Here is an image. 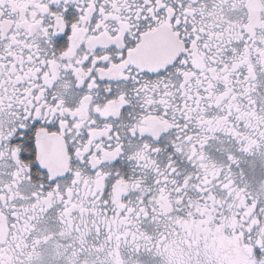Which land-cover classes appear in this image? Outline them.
I'll use <instances>...</instances> for the list:
<instances>
[{"label":"snow or ice","instance_id":"obj_1","mask_svg":"<svg viewBox=\"0 0 264 264\" xmlns=\"http://www.w3.org/2000/svg\"><path fill=\"white\" fill-rule=\"evenodd\" d=\"M0 264H264V0H0Z\"/></svg>","mask_w":264,"mask_h":264}]
</instances>
